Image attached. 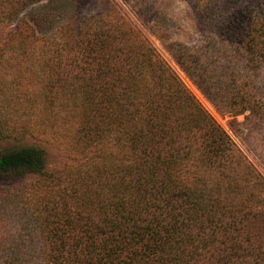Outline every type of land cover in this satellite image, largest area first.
Segmentation results:
<instances>
[{"label":"trees","instance_id":"16d2710c","mask_svg":"<svg viewBox=\"0 0 264 264\" xmlns=\"http://www.w3.org/2000/svg\"><path fill=\"white\" fill-rule=\"evenodd\" d=\"M39 1L0 0V27ZM192 7L220 31L215 54L205 64L201 48L171 43L166 51L220 114L264 121L263 93H251L264 68V0ZM67 37L59 30L45 42L64 57ZM27 38L10 45L11 34L0 66ZM148 58L129 69L130 61L101 63L98 76L61 77L59 127L41 131L24 112L13 119L0 109V198L31 208L26 216L41 236L30 246L6 245L0 264H264V197L256 193L263 181L244 188L240 171L251 166H233L240 154L229 135L170 67ZM154 65L157 77H146ZM55 136L65 142L62 174L48 170L42 143ZM23 178L36 180L24 187Z\"/></svg>","mask_w":264,"mask_h":264},{"label":"rangeland","instance_id":"374dc122","mask_svg":"<svg viewBox=\"0 0 264 264\" xmlns=\"http://www.w3.org/2000/svg\"><path fill=\"white\" fill-rule=\"evenodd\" d=\"M192 2L193 0H41L26 4L12 22L0 27V46L9 41L11 34L14 42H10V45H16L29 36L21 50L9 49L0 66V109L5 111L3 114L16 110L24 112L31 124L43 129L41 131L48 129L45 126L59 127L57 115L63 112L59 98L63 90L61 77H88L94 75L92 70L95 71L94 76H98L97 68L101 63L122 66L130 61L129 66H124L129 69L135 63L143 61L144 57H147V64L151 60L149 56L153 57L152 61L158 57L175 72L201 108L229 135L232 149L239 151L241 155L234 158L233 166L242 164L241 160L251 166L247 174L240 171L244 177V188L253 190L250 187L258 178L263 183L261 187L258 186L256 193L259 192L264 197V121L255 118L246 120L247 114L236 117L220 114L166 51L165 47L171 43L182 44L189 49L201 48V61L205 64L215 54L220 31L201 21ZM59 30L68 33L67 39L71 42V49L65 51L64 57L45 42L48 34ZM32 32L36 39L30 37ZM97 33L103 35L101 39L105 38L104 47L92 42L91 39ZM71 44L75 45L76 55ZM86 48L92 51L89 52V57H85V53L88 54ZM79 49H83L82 54L77 51ZM85 60L90 63V69ZM224 62L225 60L221 61ZM156 68L155 65L149 67L146 77H157ZM262 69L257 80L252 83L251 93H263L264 97V68ZM14 113L10 114L13 119L19 115ZM11 125L15 123L12 122ZM57 141L55 136L51 142L42 143L46 150L48 170L62 174L67 169L63 148L65 142ZM23 142L26 144L27 140ZM35 180L23 178L21 182L26 187ZM9 199V196L0 198V255L5 252L6 245L30 246L33 244L32 240L37 242V238L39 240L41 237L40 229L37 231L38 225L31 224L26 216L32 212L31 208L27 211V205L21 200H15L14 196Z\"/></svg>","mask_w":264,"mask_h":264}]
</instances>
